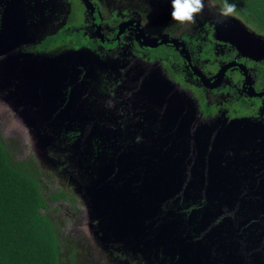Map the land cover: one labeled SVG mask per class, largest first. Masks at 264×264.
I'll return each instance as SVG.
<instances>
[{"label":"water","instance_id":"1","mask_svg":"<svg viewBox=\"0 0 264 264\" xmlns=\"http://www.w3.org/2000/svg\"><path fill=\"white\" fill-rule=\"evenodd\" d=\"M228 19L241 33L260 44L247 48L240 42L244 40L239 39L234 41L239 49L253 54L262 52L256 48L264 47L261 34L249 30L237 17ZM2 24L0 52L19 46L27 40V32H33L24 19L11 14L3 18ZM37 24L33 26L36 33L42 27ZM14 54L0 60V103L9 106L17 122L27 129L41 167L55 168L60 163L52 154L62 151L59 137L65 120L75 117L94 123L80 130L62 174L67 175L82 200L87 230L96 245L105 251L117 247L142 255L145 238L148 244L157 241L179 246V264H264L262 122L240 118L220 126L200 124L191 132L189 125L196 111L192 96L174 88L168 80L152 79L145 84L144 100L149 110L165 109L162 124L143 131L141 126L140 139L136 140L130 129L110 127L107 122L111 118L100 123L105 108L98 107L88 114L79 87L70 93L67 107L58 111L64 78L73 75L72 60L89 57L88 51H66L55 56L25 54L18 58ZM137 101H142V90ZM95 147L96 159L89 162ZM76 168L79 174L74 173ZM182 188L185 196L206 188L207 195L218 201L183 220L175 207L162 210L164 202ZM223 207L233 210L234 216L213 226L206 241L194 243L193 249L176 242L189 233V224L191 231L203 227ZM154 216L160 223L150 227ZM252 219L255 221L248 224ZM148 220L150 224L145 223ZM219 241H224L222 250L229 252L209 257L204 242Z\"/></svg>","mask_w":264,"mask_h":264},{"label":"flooded vegetation","instance_id":"2","mask_svg":"<svg viewBox=\"0 0 264 264\" xmlns=\"http://www.w3.org/2000/svg\"><path fill=\"white\" fill-rule=\"evenodd\" d=\"M205 2L207 5L209 0ZM210 2L214 7L206 6L197 17V23L188 27L172 20L171 0H0V26H3V18L11 14L24 19L33 31L27 32V40L19 46L0 52V60L14 57V53L18 58L25 54L55 56L66 51H88L89 57L72 60L74 76L64 78L58 111L67 107L70 93L79 87L88 114H93L98 107L105 108L100 123L111 118L107 122L110 127L130 129L136 140L140 139L141 126L143 131L162 124L165 109L149 110L144 100L145 84L152 79L168 80L174 88L192 96L196 111L189 125L191 132L200 124L220 126L240 118L264 124V47H256L262 50L259 54L239 49L234 42L239 39L248 42L240 41L247 48L260 44L241 33L229 19L218 24L219 5L214 0ZM242 22L264 37L263 32ZM37 23L42 27L36 33L33 26ZM141 90L142 101H137L138 95L141 99ZM93 125L92 121L82 122L75 117L65 120L59 137L62 151L52 154L60 163L48 173L38 164L45 178H62L63 186L61 184L58 192L65 196L61 200H69V196L79 199L80 222L76 221V228L65 231L64 235L66 243H74L75 252L67 251L66 257L74 255L75 264H179L181 250L177 245L157 241L148 244L142 238V255L117 247L105 251L89 234L82 200L69 184L67 175L62 173L69 164L68 156L80 130ZM97 151L95 147L89 162L96 159ZM204 168L208 177V163ZM74 173L79 174L77 168ZM217 201L207 195L206 188L190 196H185L182 188L164 202L162 210L175 207L179 217L186 220L193 212ZM229 216H234V211L223 207L205 226L191 231L189 224V233L176 242L193 249L194 243L206 241L210 229ZM159 220L154 216L150 227L158 226ZM145 223L150 224V221ZM223 243L204 242L206 254L209 257L227 254L229 250H222Z\"/></svg>","mask_w":264,"mask_h":264},{"label":"trees","instance_id":"3","mask_svg":"<svg viewBox=\"0 0 264 264\" xmlns=\"http://www.w3.org/2000/svg\"><path fill=\"white\" fill-rule=\"evenodd\" d=\"M219 6L222 0H214ZM234 15L264 33V0H229ZM0 131V264H75L74 243L50 214L65 194L48 190L34 158L19 159Z\"/></svg>","mask_w":264,"mask_h":264},{"label":"rangeland","instance_id":"4","mask_svg":"<svg viewBox=\"0 0 264 264\" xmlns=\"http://www.w3.org/2000/svg\"><path fill=\"white\" fill-rule=\"evenodd\" d=\"M0 131L6 140L11 141V149L16 153L19 159L36 158L34 157V150L32 149V140L27 129L23 128L15 119L13 112L5 103H0ZM37 162V160H36ZM38 164V162H37ZM44 172H52L53 168L42 167ZM49 176V175H48ZM44 186L48 190L59 191L61 184L63 186L62 178L53 177L54 179L45 178ZM64 190L68 187H63ZM69 200H61L51 205L50 214L61 226L64 231H71L75 229L76 221L80 222L81 213L77 212L79 199L76 196H69ZM65 207L69 208L68 211ZM65 210V211H64ZM67 211V212H66Z\"/></svg>","mask_w":264,"mask_h":264},{"label":"clouds","instance_id":"5","mask_svg":"<svg viewBox=\"0 0 264 264\" xmlns=\"http://www.w3.org/2000/svg\"><path fill=\"white\" fill-rule=\"evenodd\" d=\"M206 6L209 9L214 7L210 0L207 5L205 0H171L172 20L181 26H193L197 23V17L203 14ZM236 11V4L230 3L229 0H222L217 10L216 22L225 23L228 18L234 16Z\"/></svg>","mask_w":264,"mask_h":264}]
</instances>
